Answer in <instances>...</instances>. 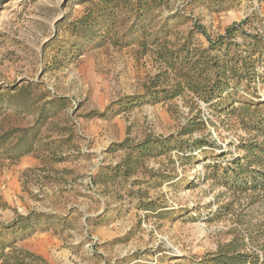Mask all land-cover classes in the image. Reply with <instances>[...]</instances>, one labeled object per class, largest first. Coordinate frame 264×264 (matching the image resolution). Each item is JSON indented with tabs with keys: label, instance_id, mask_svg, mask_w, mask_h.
<instances>
[{
	"label": "rangeland",
	"instance_id": "rangeland-1",
	"mask_svg": "<svg viewBox=\"0 0 264 264\" xmlns=\"http://www.w3.org/2000/svg\"><path fill=\"white\" fill-rule=\"evenodd\" d=\"M80 1L0 0V136L13 133L9 144L16 142L44 112L37 154L15 163L0 159V226L31 213L49 217L48 226L38 225L25 240L20 237L26 233L4 232L0 248L18 239L5 251H29L46 261L40 264H200L232 239L236 227L231 217L209 221L211 212L233 198L206 177V166L221 152L227 158L222 161L243 154L241 144L264 143V133L247 126L259 108L254 104L264 102V61L255 65L254 81L238 88L247 103L222 110L188 90L191 80L184 74L189 68L173 69L161 57L185 44V55L206 49L232 26L239 28L235 42L242 43L245 34L264 42V0H160L163 14L182 17L168 35L151 40L160 18L147 32L153 35L147 48L135 40L124 48L107 42L97 49H85L63 27L90 5ZM129 14L117 12L118 35L130 25ZM74 45L85 49L84 55L61 54L60 49L67 52ZM200 82L194 79L195 85ZM180 85L186 90L174 100L125 111L114 106L106 120L90 117L125 97ZM25 93L26 101L16 100ZM47 94L71 100L65 109L51 111L56 115L50 119L45 116L48 100L39 101ZM170 135L191 145L203 140L210 147L202 149L204 155L195 153L197 162L172 150L139 162L128 180L92 184L98 166L127 157L125 150L107 154L113 145ZM245 203L241 199L237 209Z\"/></svg>",
	"mask_w": 264,
	"mask_h": 264
},
{
	"label": "trees",
	"instance_id": "trees-1",
	"mask_svg": "<svg viewBox=\"0 0 264 264\" xmlns=\"http://www.w3.org/2000/svg\"><path fill=\"white\" fill-rule=\"evenodd\" d=\"M133 1H136L133 4ZM82 5L90 3L84 14L71 23H66V31L84 44V48L89 45L93 48H100L107 42H111L117 48H124L131 45V42L139 40V46L147 48L149 28L153 23L163 18V22L158 28V34L151 40L153 43L158 41L161 35H168L178 23L182 22V17L177 15L163 14L160 11V0H81ZM127 10L130 14V25L121 35L116 32L118 27L117 12ZM237 26H232L226 30V35L219 37L216 41L210 42L206 49L196 50L192 55H185L188 50L186 44L178 49L177 52L163 54L161 59L168 66L175 69L176 65L189 68L184 74L189 91H192L204 103L213 105L212 107L234 110V103H247L244 97L239 95L238 88L243 81L247 85L254 81L255 65L259 61H264V42H261L257 35L245 34L242 43L235 42L237 37ZM73 41V43L76 42ZM136 41V42H137ZM86 49V48H85ZM80 47H70L67 52H62L64 56L78 58L86 51ZM259 55L256 58L255 55ZM194 75V76H192ZM199 79L201 84H194V79ZM186 88L175 87L173 89L149 90L146 95L141 97L128 96L108 106L107 115L112 116L110 110L114 106H119L120 111L132 108L134 105H144V103H158L162 101L174 100L184 93ZM28 96L23 94L16 100H25ZM16 100H10L13 104ZM48 100L46 107L50 113L45 114L47 119L54 117L57 109H65L67 99L61 97H49V94L42 96L39 101ZM7 104V103H6ZM253 104V103H252ZM24 105V104H21ZM257 110L250 114L249 124L251 130H258L264 133V114L260 112L263 103H255ZM244 108L245 106H241ZM21 113L29 110L20 108ZM247 109V107H246ZM48 111V112H49ZM58 114V112H57ZM120 113H115L118 115ZM44 112H41L32 130L25 131L16 142L9 144L11 135L0 136V159L9 160L12 163L18 162L22 157L31 154L36 149L38 127ZM91 113L90 117H95ZM185 134H188L185 132ZM210 147L209 143L203 140L196 141L193 145L187 141H180V138L170 135L157 138H146L138 144H131L125 141L110 147L112 151H128L127 157L121 164L116 166L102 167L95 176H91L93 185H108L110 181L128 180L134 173V168L139 162L147 158H156L169 153L172 150L182 151L184 158L189 161L197 162L196 152L206 153L202 150ZM243 154L235 155L232 159L222 161L225 153L221 152L215 156L217 161L206 166V177L222 186L226 192L232 195V201L219 206L211 212L210 222H216L226 217H231L235 228L231 230L232 239L224 244H219L215 253L209 254L200 264H264V143L241 144ZM215 155V154H213ZM246 199V203L241 209L237 207L241 199ZM211 206V204H210ZM237 209V210H236ZM44 217V219H43ZM47 215L28 214L20 216L19 219L9 225L0 226V239L4 232L25 240L35 233L38 225L48 226ZM20 240V241H21ZM18 239L10 245H3L0 248V264H40L46 263L41 256H36L26 250L13 249L6 252L7 247L16 245ZM252 250H250V248Z\"/></svg>",
	"mask_w": 264,
	"mask_h": 264
},
{
	"label": "crops",
	"instance_id": "crops-1",
	"mask_svg": "<svg viewBox=\"0 0 264 264\" xmlns=\"http://www.w3.org/2000/svg\"><path fill=\"white\" fill-rule=\"evenodd\" d=\"M97 49V48H96ZM61 98H65V99H67V101H71L70 100V98L68 97V96H63V97H61ZM95 114H100V115H102V117L101 116H99V115H96L95 117H91V118H102V119H104V120H106V118L108 119L109 118V115H107V117H106V109H104L103 111H96V112H94ZM45 152H49V151H46V150H44ZM108 151L110 152H115V151H112L110 148H109V150L107 149L106 150V152H107V154H108ZM37 148L35 149V151L34 152H32L31 154H29V155H26V156H24V157H22L21 159H23V158H26V157H29V156H34V155H36L37 154ZM21 159H19V160H21ZM125 159V158H124ZM124 159L123 160H121L120 162H116V163H114L113 164V166H116V165H118V164H121L123 161H124ZM5 160V159H4ZM7 161H9V160H7ZM102 167H109V165L108 166H98V168H97V170L91 175V176H95L98 172H99V170L102 168ZM91 179V178H90ZM91 182H92V180H91Z\"/></svg>",
	"mask_w": 264,
	"mask_h": 264
}]
</instances>
